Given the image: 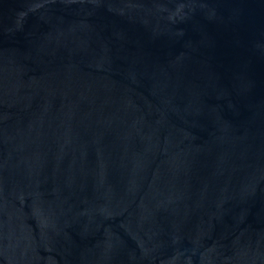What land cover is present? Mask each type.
Segmentation results:
<instances>
[{"label":"water","instance_id":"obj_1","mask_svg":"<svg viewBox=\"0 0 264 264\" xmlns=\"http://www.w3.org/2000/svg\"><path fill=\"white\" fill-rule=\"evenodd\" d=\"M0 264H264V0H0Z\"/></svg>","mask_w":264,"mask_h":264}]
</instances>
